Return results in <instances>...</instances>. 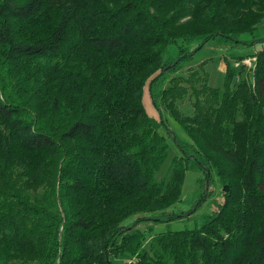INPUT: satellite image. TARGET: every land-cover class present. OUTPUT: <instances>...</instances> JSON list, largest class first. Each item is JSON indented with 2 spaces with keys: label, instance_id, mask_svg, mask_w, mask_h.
<instances>
[{
  "label": "trees",
  "instance_id": "1",
  "mask_svg": "<svg viewBox=\"0 0 264 264\" xmlns=\"http://www.w3.org/2000/svg\"><path fill=\"white\" fill-rule=\"evenodd\" d=\"M263 21L264 0H0V264H264ZM196 39L262 47L250 84H232L235 65L223 89L193 72L195 116L181 118L172 77ZM169 137L180 155L159 181ZM194 167L222 186L202 225L142 229L184 217L172 209Z\"/></svg>",
  "mask_w": 264,
  "mask_h": 264
},
{
  "label": "rangeland",
  "instance_id": "2",
  "mask_svg": "<svg viewBox=\"0 0 264 264\" xmlns=\"http://www.w3.org/2000/svg\"><path fill=\"white\" fill-rule=\"evenodd\" d=\"M259 36L264 38V21L259 27ZM243 41L250 43V36H243ZM188 51H195L194 57L192 61L186 65L179 74L172 77V79H179L181 83H179L178 88H182L184 94L181 99L173 100V108L176 107L178 111V115L181 118H192L195 116V108L193 106V102L196 100L194 96H192L191 83L189 82L193 72H199L200 78L199 80L196 78H192V81H197V85L205 84L210 88H224V78L227 72V66L230 64L241 69V73L235 77L232 84L236 82H240L245 79L249 84L251 83L253 72L250 70L255 61V57L250 56L253 55L257 50H259L262 45H256V51L252 46H233L229 43H222L220 40H213L204 44L202 39H196L192 42L185 45ZM258 52V51H257ZM253 53V54H252ZM238 57H246L242 60L239 65L237 63V59L233 56ZM179 56V47L178 45H170L167 48L166 57L168 60H176ZM238 64V65H237ZM240 72V71H239ZM168 87V83L166 84ZM253 87H251L252 89ZM182 92V93H183ZM202 99V98H201ZM209 100V97L204 99V102ZM145 107L149 115L153 118H157L159 120V112L153 107L152 102L150 100L149 91L146 90L145 94ZM171 110V108H170ZM167 125L176 137L178 143L182 146H188L190 144V138L187 132L180 126L179 122L175 121L173 118L169 117L167 114ZM188 127L195 128L197 125L191 121L186 123ZM197 129V128H195ZM165 131L166 130L162 129ZM167 135V134H166ZM169 141V156L166 162L163 164L159 172L157 173V178L160 180L166 178H170V169L172 165V159L180 155V151L176 145V143L172 140L171 137L168 138ZM237 143L239 146V153L242 152L245 146L244 139H237ZM204 179L205 174L203 171L198 169L197 167L190 168L187 172L186 181L183 187L181 202H179L172 210L173 213L179 216H184L182 218H177L173 221L166 223H156L152 224L151 222L145 223L141 228L142 229H150L153 228V234L167 233V232H177L184 230H193L197 227H200L204 221V218L212 213L217 203L222 200V186L218 177L214 174L212 177V181L206 187H204ZM132 224V221L128 220L126 225L128 227ZM151 235V236H152ZM127 263V260L117 261L114 264H123Z\"/></svg>",
  "mask_w": 264,
  "mask_h": 264
},
{
  "label": "built area",
  "instance_id": "3",
  "mask_svg": "<svg viewBox=\"0 0 264 264\" xmlns=\"http://www.w3.org/2000/svg\"><path fill=\"white\" fill-rule=\"evenodd\" d=\"M255 61H256V58H255ZM255 61H253V63H254ZM237 65H238V64H237ZM239 65H240V63H239Z\"/></svg>",
  "mask_w": 264,
  "mask_h": 264
}]
</instances>
